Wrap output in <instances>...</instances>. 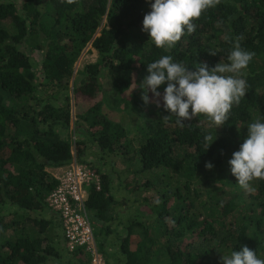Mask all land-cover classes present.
Listing matches in <instances>:
<instances>
[{"label": "trees", "instance_id": "1", "mask_svg": "<svg viewBox=\"0 0 264 264\" xmlns=\"http://www.w3.org/2000/svg\"><path fill=\"white\" fill-rule=\"evenodd\" d=\"M149 11L146 0H0V264H90L84 250L56 245L61 227L47 204L58 186L47 169L73 161L92 167L84 159L86 141L134 163L132 174L144 176L132 187L129 216L116 224L121 203L111 179L91 168L100 187L90 188L86 208L107 264L112 257L122 264H223V255L243 246L264 259V180L252 181L254 191L246 192L228 164L247 125L264 121V0H218L193 21L194 32L167 50L142 31ZM237 43L254 53L244 71L247 93L217 130L204 115L181 127L162 100L160 107L143 102L147 64L170 55L190 70L212 68L227 63ZM88 45L98 57L73 82L79 135L72 140L60 131L68 133L69 82ZM103 79L114 97L139 112L134 136L103 112ZM82 100L90 103L83 111ZM113 232L108 255L104 246Z\"/></svg>", "mask_w": 264, "mask_h": 264}, {"label": "clouds", "instance_id": "2", "mask_svg": "<svg viewBox=\"0 0 264 264\" xmlns=\"http://www.w3.org/2000/svg\"><path fill=\"white\" fill-rule=\"evenodd\" d=\"M146 3L150 5V11L144 15L142 31L148 34L153 45L167 50L186 32H194L193 21L216 7L218 0H146ZM253 57L254 53L237 43L228 55L227 63L219 62L212 68L200 64L190 70L184 63L174 61L172 56L164 55L147 64L148 75L139 85L143 90L141 98L146 105L154 100L157 107L161 106L162 100L163 109L175 116L176 124L181 127L185 121L204 115L217 130L228 121L232 107L247 93L244 71ZM161 86H165L163 93L158 90ZM228 164L236 183L246 192L254 191L252 181L264 180V121L257 119L247 125V135ZM205 167L210 170L213 164L208 162ZM222 260L223 264H264V259L247 246L223 255Z\"/></svg>", "mask_w": 264, "mask_h": 264}, {"label": "rangeland", "instance_id": "3", "mask_svg": "<svg viewBox=\"0 0 264 264\" xmlns=\"http://www.w3.org/2000/svg\"><path fill=\"white\" fill-rule=\"evenodd\" d=\"M34 57V60H37V63L39 62L40 58L38 54L32 55ZM98 55L96 51L90 49V45L86 46L80 53L75 65H74V72L72 79L69 82V91L68 96L70 98V121L68 126V133L64 132L63 130L60 131V135L62 137L70 136L72 140L74 138H77L79 135V132L73 133L74 126L76 124V118H75V97L72 92L73 88V82L76 78V73L84 67V65L93 63L96 61ZM102 85V93L99 94L100 101L103 103V112L107 115L110 119H117L120 120L122 123H124L125 128L128 131V134L130 136L132 135L137 124L141 121L140 114L136 110H132L126 106L122 102H120L116 97H114L109 90V86L105 79L101 82ZM152 99V96L150 97V100ZM154 100H152L153 102ZM155 102V101H154ZM79 103V102H78ZM82 104L80 109L83 111L87 107H90V103L88 101H80ZM80 106V105H79ZM86 150L84 159L87 161L88 164H91V168H95L100 170L101 173L107 174L109 178L111 179L112 184V193L116 200H118L121 203V206L117 207L116 211L120 212L118 216L116 215L115 223L117 224V221H122L129 216L127 214V207L130 205L129 202H132L135 195L132 193V187H134L138 182L142 181L144 179L143 175L140 174H132L133 167L136 166L134 163H128L124 161L121 157H116L110 154H101L99 150L94 146L91 142H85ZM87 167L90 168L87 164H84ZM60 172H55V176L59 175ZM128 187V188H127ZM140 196V195H139ZM47 220H50L51 216L47 215L45 216ZM118 221V222H119ZM93 231L96 232V228L92 227ZM60 236L55 237L54 241L56 242V245L58 244L59 248H62V245L60 244ZM54 242V243H55ZM97 251L101 254V252ZM66 252V251H64ZM64 255V254H63ZM67 259L69 257L66 256ZM119 264H122L120 262V259L117 260ZM75 262V261H71ZM111 263V262H110ZM77 264V263H76ZM90 264H92L90 260Z\"/></svg>", "mask_w": 264, "mask_h": 264}, {"label": "built area", "instance_id": "4", "mask_svg": "<svg viewBox=\"0 0 264 264\" xmlns=\"http://www.w3.org/2000/svg\"><path fill=\"white\" fill-rule=\"evenodd\" d=\"M54 177L58 181V186L48 196L47 204L59 219L67 251L84 250L91 257L92 264H106L97 251L86 208L90 188L99 190V174L86 165L73 161Z\"/></svg>", "mask_w": 264, "mask_h": 264}, {"label": "crops", "instance_id": "5", "mask_svg": "<svg viewBox=\"0 0 264 264\" xmlns=\"http://www.w3.org/2000/svg\"><path fill=\"white\" fill-rule=\"evenodd\" d=\"M62 169L63 168H61V169H47V171L49 173H51L53 176H55V172H60ZM58 236H60V239H59L60 244L62 245V247H64L65 243H64L63 236H62L61 228L58 229ZM107 240L108 241H106V245L104 246L105 247L104 249H105L106 253H108V255H112L111 252L113 250V246H114V244H116V233L113 232V236L111 235ZM103 243H104V241H103ZM101 255H102V253H101ZM102 257H103V255H102ZM103 259H104V257H103ZM115 260H116L115 257H112L111 264H119V262H116Z\"/></svg>", "mask_w": 264, "mask_h": 264}]
</instances>
